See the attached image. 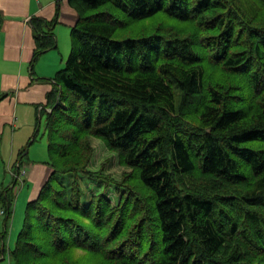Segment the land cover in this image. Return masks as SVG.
<instances>
[{"label":"trees","instance_id":"trees-1","mask_svg":"<svg viewBox=\"0 0 264 264\" xmlns=\"http://www.w3.org/2000/svg\"><path fill=\"white\" fill-rule=\"evenodd\" d=\"M69 4L72 52L39 119L52 173L12 250L17 196L0 194V264H264V0ZM31 22L37 60L58 20ZM92 138L120 180L91 170Z\"/></svg>","mask_w":264,"mask_h":264},{"label":"crops","instance_id":"crops-1","mask_svg":"<svg viewBox=\"0 0 264 264\" xmlns=\"http://www.w3.org/2000/svg\"><path fill=\"white\" fill-rule=\"evenodd\" d=\"M35 17L47 22L58 20L54 27L56 48L46 51L37 60H34L35 32L29 20ZM78 20L79 14L69 0H0V134H5L7 128L19 130L12 136L11 155L20 154L26 147L25 142L31 135L28 131L35 128L42 112L52 111L45 104L65 60L62 54L61 61L59 58L61 41ZM24 166L27 174L20 177L22 184L18 191L30 184L28 200L31 201L38 196L52 169L38 163ZM1 264L14 263L7 260Z\"/></svg>","mask_w":264,"mask_h":264},{"label":"rangeland","instance_id":"rangeland-1","mask_svg":"<svg viewBox=\"0 0 264 264\" xmlns=\"http://www.w3.org/2000/svg\"><path fill=\"white\" fill-rule=\"evenodd\" d=\"M66 29L69 31L68 28ZM70 33L71 32L69 31V35L66 34V38L63 37L61 41V51L59 50L60 61H61V54L65 57V60L62 64V69L66 67V63L72 52V40L70 37ZM39 119H40V116L38 117V123L35 125V128H33V130L28 131L31 134L30 139L31 137H34V135L37 133L38 130H40L39 131L40 135L38 136L37 141L33 145H31L32 141H30V139L26 140L25 145L26 146L30 145V146L27 151L29 152L28 156H26L23 159L24 164H31V163L43 164L44 162L48 161V149H47L48 137L43 135L44 129H45L44 128L45 119L43 118L41 123ZM10 126L11 125H9V127ZM15 132H19V130L18 129L13 130L12 128H7V131L5 132V134L3 135L0 134V192L1 193L6 191L7 188H10L12 186H14V191L17 192L19 187L22 184V182L20 181L21 180L20 177L25 176L27 174L26 166L20 165V163H17V160L19 157L18 152L15 153V155H11L9 151V149L13 148V146L11 147V142H12V136L14 135ZM92 145L94 147V152H93L92 163L90 165L91 170L93 172H96L100 170L101 168L106 167L107 173L113 175L117 180H120L123 172L126 171V169L119 164L118 157L116 155H113L106 148L105 143L100 139L92 138ZM63 178L64 179L62 182L67 184L73 178V176L67 175V176H63ZM89 181L90 179L87 176L84 175L82 177L84 188H86L85 190L86 198H89L94 193V190L92 188L87 187V184L89 183ZM91 182L93 184H97V185L99 184L95 181H91ZM14 183L16 184L12 185ZM31 189L32 188L30 187V184H27V185H24L23 188L21 187V190L17 193V199L14 203L13 217L10 222L11 228L9 230V235H8V240H7V246L9 249L11 248L15 249L17 238L21 230L23 229V226L25 223V219H24L25 218L24 216L26 213L25 210L29 202L28 199H29V194H30ZM113 195L117 196L118 194L116 192H113ZM3 230H4V220L3 218H0V232Z\"/></svg>","mask_w":264,"mask_h":264},{"label":"bare ground","instance_id":"bare-ground-1","mask_svg":"<svg viewBox=\"0 0 264 264\" xmlns=\"http://www.w3.org/2000/svg\"><path fill=\"white\" fill-rule=\"evenodd\" d=\"M210 2V1H209ZM247 2V1H246ZM245 2V3H246ZM249 5V4H248ZM232 6H234V5H232ZM250 6V5H249ZM248 8V7H247ZM249 9V8H248ZM240 10H242V9H240ZM224 11V10H223ZM226 12H227V10H226ZM229 12V11H228ZM234 27V26H233ZM230 30V29H229ZM257 32V31H256ZM255 36V35H254ZM258 38H259V36H258ZM229 40H230V38H229ZM233 40V39H232ZM256 40H258V39H256ZM234 41V40H233ZM255 41V40H254ZM248 42V41H247ZM256 42V41H255ZM202 43V42H201ZM200 43V44H201ZM234 43V42H233ZM214 44V43H213ZM219 44V43H218ZM259 44V43H258ZM117 46V45H116ZM205 46V45H204ZM209 46H210V44H209ZM208 46V47H209ZM246 46V45H245ZM259 46V45H258ZM225 47V46H224ZM247 47V46H246ZM264 47V46H263ZM213 48V47H212ZM261 48V47H260ZM219 50V49H218ZM250 50V49H249ZM260 50V49H259ZM208 51V50H207ZM215 51V50H214ZM213 51V52H214ZM246 50H244V52H245ZM251 51H253V50H251ZM258 51V50H257ZM260 51H262V50H260ZM264 51V50H263ZM211 52V51H210ZM233 52V51H232ZM247 52V51H246ZM249 52V51H248ZM248 52H247V54H248ZM229 53H230V51H229ZM236 54V53H235ZM246 54V55H247ZM258 54V53H257ZM208 55V54H207ZM245 55V56H246ZM250 55H251V53H250ZM253 55V54H252ZM262 55V54H261ZM230 56V55H229ZM256 56V55H255ZM225 57V56H224ZM239 57V56H238ZM254 57V56H253ZM257 57H258V55H257ZM228 58H230V57H228ZM237 58V57H236ZM251 58V57H250ZM262 58V57H261ZM214 60V59H213ZM235 60V59H234ZM250 60V59H249ZM218 61V60H217ZM222 61V60H221ZM246 61V60H245ZM256 61H258V59L256 60ZM253 62H254V60H253ZM218 63V62H217ZM248 63V62H247ZM259 63V62H258ZM175 64V63H174ZM256 64V63H255ZM162 65V64H161ZM229 65V64H228ZM227 65V66H228ZM262 65V64H261ZM160 66V65H159ZM180 66V65H179ZM258 66H259V64H258ZM263 66V65H262ZM255 71V70H254ZM253 73V72H252ZM251 76H253V75H251ZM253 79H254V77H252ZM264 78V77H263ZM51 82V81H50ZM253 82V81H252ZM252 86V85H251ZM231 89V88H230ZM236 96V95H235ZM224 98V97H223ZM220 112V111H219ZM190 122V121H189ZM187 123V122H186ZM180 125V124H179ZM183 125V124H182ZM197 127V126H196ZM190 129V128H189ZM187 130V129H186ZM193 131V130H192ZM38 132V131H37ZM211 133V132H210ZM199 134V133H198ZM208 134V133H207ZM201 136V135H200ZM48 140V139H47ZM49 141V140H48ZM27 149H28V147H27ZM26 155H28V154H26ZM50 159V158H49ZM14 166V165H13ZM15 169V168H14ZM201 171V170H200ZM13 172H14V170H13ZM15 174V173H14ZM24 179V178H23ZM26 180V179H25ZM16 182V181H15ZM2 184V183H1ZM16 184V183H15ZM13 185V184H12ZM10 189V188H9ZM8 190V189H7ZM19 192V191H18ZM1 193V192H0ZM9 194H10V192H9ZM7 196V195H6ZM13 197V196H12ZM15 197V196H14ZM39 199V198H38ZM10 200H12L11 198H10ZM205 200V199H204ZM12 202V201H11ZM35 202V201H34ZM33 202V203H34ZM9 204V203H8ZM29 204V203H28ZM7 208H8V206H7ZM26 211V210H25ZM181 211V210H180ZM25 217V216H24ZM211 218V217H210ZM214 218V217H213ZM25 219V218H24ZM23 219V220H24ZM210 220V219H209ZM213 220V219H212ZM6 221V220H5ZM7 222V221H6ZM229 223V222H228ZM5 225V224H4ZM22 226V225H21ZM11 228V227H10ZM22 228V227H21ZM4 232V231H3ZM21 233V232H20ZM11 239V238H10ZM226 239V238H225ZM229 239V238H228ZM18 240V239H17ZM5 242V241H4ZM230 242V241H229ZM15 244V243H14ZM15 252V251H14ZM1 254V253H0ZM5 254V253H4ZM11 254V253H10ZM9 255V254H8Z\"/></svg>","mask_w":264,"mask_h":264},{"label":"built area","instance_id":"built-area-1","mask_svg":"<svg viewBox=\"0 0 264 264\" xmlns=\"http://www.w3.org/2000/svg\"><path fill=\"white\" fill-rule=\"evenodd\" d=\"M31 21V19H29ZM5 214V209L0 205V217Z\"/></svg>","mask_w":264,"mask_h":264}]
</instances>
